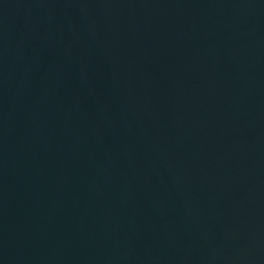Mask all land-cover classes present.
Listing matches in <instances>:
<instances>
[{"label":"water","instance_id":"obj_1","mask_svg":"<svg viewBox=\"0 0 264 264\" xmlns=\"http://www.w3.org/2000/svg\"><path fill=\"white\" fill-rule=\"evenodd\" d=\"M0 264H264V0H0Z\"/></svg>","mask_w":264,"mask_h":264}]
</instances>
